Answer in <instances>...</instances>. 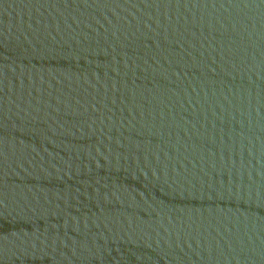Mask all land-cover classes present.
<instances>
[{
  "label": "water",
  "instance_id": "95a60500",
  "mask_svg": "<svg viewBox=\"0 0 264 264\" xmlns=\"http://www.w3.org/2000/svg\"><path fill=\"white\" fill-rule=\"evenodd\" d=\"M0 264H264V0H0Z\"/></svg>",
  "mask_w": 264,
  "mask_h": 264
}]
</instances>
